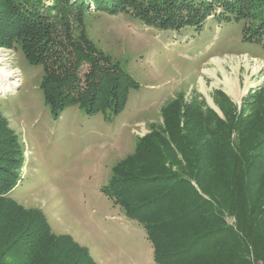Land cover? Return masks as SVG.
Here are the masks:
<instances>
[{"label":"rangeland","instance_id":"1","mask_svg":"<svg viewBox=\"0 0 264 264\" xmlns=\"http://www.w3.org/2000/svg\"><path fill=\"white\" fill-rule=\"evenodd\" d=\"M66 11L73 33L83 31L140 88L131 91L117 116L107 119L74 106L56 117L40 87L44 67L30 64L20 47L0 45V84L10 87L0 89V117L22 159L10 196L26 210L42 212L53 234L71 236L97 264H156L144 226L129 218L105 188L115 168L134 157L140 139L163 128L166 113H177L179 101L186 106L197 100L214 120L208 133L216 149H193L211 175L208 185L223 189L224 167L211 166L225 154L237 158L242 176L249 162L245 153L264 142V118L248 126L264 110V46L245 40L242 21L211 16L200 30H163L132 14L96 8L91 0L81 12ZM6 72L12 75H2ZM193 161L178 154L166 167L192 179Z\"/></svg>","mask_w":264,"mask_h":264},{"label":"trees","instance_id":"2","mask_svg":"<svg viewBox=\"0 0 264 264\" xmlns=\"http://www.w3.org/2000/svg\"><path fill=\"white\" fill-rule=\"evenodd\" d=\"M55 1V8H45L43 0H0V45L20 47L30 64L44 67L40 87L56 117L74 106L107 119L121 114L139 83L99 53L83 31L73 33L66 10L81 12L88 0ZM91 1L163 30H200L211 16L242 21L245 40L264 46V0ZM177 105V113H166L164 127L140 139L134 157L115 168L105 192L144 226L156 264L264 263V142L245 153V182L239 181L244 174L237 158L225 154L211 166L224 167L225 185L222 190L209 186L211 175L193 149H216L208 133L214 120L197 100ZM259 118L264 110L251 117L249 128ZM10 134L0 117V264H97L71 236L53 234L42 212L26 210L11 198L22 159ZM178 154L194 158L192 179L167 170Z\"/></svg>","mask_w":264,"mask_h":264},{"label":"bare ground","instance_id":"3","mask_svg":"<svg viewBox=\"0 0 264 264\" xmlns=\"http://www.w3.org/2000/svg\"><path fill=\"white\" fill-rule=\"evenodd\" d=\"M2 75H12L11 74V72L10 73H8V72H6V73H4V74H2ZM0 89H2L3 91H6L7 89H9L10 87H8V86H3L2 84H0Z\"/></svg>","mask_w":264,"mask_h":264}]
</instances>
